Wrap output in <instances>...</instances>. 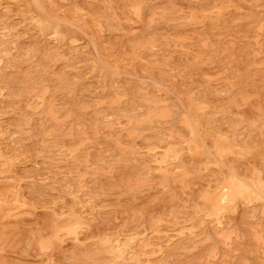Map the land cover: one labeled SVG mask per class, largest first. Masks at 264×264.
Masks as SVG:
<instances>
[{"label": "rangeland", "instance_id": "374dc122", "mask_svg": "<svg viewBox=\"0 0 264 264\" xmlns=\"http://www.w3.org/2000/svg\"><path fill=\"white\" fill-rule=\"evenodd\" d=\"M0 33V264H264V0H0Z\"/></svg>", "mask_w": 264, "mask_h": 264}, {"label": "bare ground", "instance_id": "6f19581e", "mask_svg": "<svg viewBox=\"0 0 264 264\" xmlns=\"http://www.w3.org/2000/svg\"><path fill=\"white\" fill-rule=\"evenodd\" d=\"M53 26V25H52ZM39 27H41V24H40V26ZM49 27V26H48ZM55 27V26H54ZM54 27L52 28V29H54ZM6 28H8V27H6ZM46 30H47V27H46ZM0 34H2V33H0ZM63 34V33H62ZM5 37V36H4ZM4 39V38H3ZM16 42V41H15ZM13 43V42H12ZM0 46H2V44L0 45ZM38 52V51H37ZM23 55V54H22ZM22 60V59H21ZM21 60H18V62L19 61H21ZM17 62V61H16ZM31 65V64H30ZM1 70V69H0ZM32 71H34V70H32ZM21 72V71H20ZM16 73H17V71H16ZM14 74V73H13ZM20 74V73H19ZM10 75V74H9ZM9 75H8V77H9ZM12 75V74H11ZM21 75H22V73H21ZM12 76H14V75H12ZM16 76H18V73H17V75ZM16 76H14V77H16ZM22 77V76H21ZM13 78V77H12ZM20 79V78H19ZM35 79V78H34ZM21 80V79H20ZM37 80V79H36ZM38 80H39V78H38ZM41 80V79H40ZM2 81V80H1ZM14 81V80H13ZM22 81V80H21ZM17 82V81H16ZM32 82H34V81H32ZM27 84H29V83H27ZM33 84V83H32ZM13 87V86H12ZM11 87V88H12ZM30 87H31V85H30ZM9 88V87H8ZM15 88V87H14ZM13 88V89H14ZM22 88H25V87H22ZM5 89V88H4ZM9 90V89H8ZM16 90V89H15ZM19 90V89H18ZM10 91V90H9ZM14 91V90H13ZM24 91V90H23ZM29 91V90H28ZM15 92V91H14ZM27 92V91H26ZM17 93V92H16ZM148 93V92H147ZM10 94V93H9ZM9 94H7L8 96H9ZM12 94V93H11ZM19 94V93H18ZM25 94V93H24ZM144 94V93H143ZM142 94V95H143ZM21 95V94H20ZM147 95V94H146ZM145 95V96H146ZM153 95V94H152ZM12 96H14V94L12 95ZM15 96H17V95H15ZM154 96V95H153ZM155 97V96H154ZM132 110V109H131ZM134 111V110H133ZM193 127V126H192ZM225 180H226V178H225ZM219 182H222V180L221 181H219ZM223 183V182H222ZM260 183H261V181H260ZM214 187V186H213ZM218 187H219V185H218ZM225 187V186H224ZM220 188V187H219ZM259 188V187H258ZM215 189V188H214ZM221 189H223V188H221ZM216 191V190H215ZM243 191H245L244 189H242V187H238V188H235V187H231L230 188V192L227 194V192L225 193V192H223V191H221V192H223V193H218V194H215L213 197H212V199H210V204H207V205H210L211 207H212V209L213 210H215V211H217V212H220V211H222V210H224L226 207H229V206H227L230 202H234V199H235V197L237 196V194H241V193H243ZM252 191H254L255 193H257V194H260L259 192H257L255 189L254 190H252ZM214 194V193H213ZM252 194V193H251ZM253 196V195H252ZM238 197V196H237ZM240 197V196H239ZM245 197V196H244ZM251 197V196H250ZM238 200V199H237ZM244 200V199H243ZM232 202V203H233ZM236 204V203H235ZM233 207H234V205H233ZM226 210H224V212H225ZM216 213V212H215ZM220 214V213H219ZM216 215H218V214H216ZM223 215H221V217H222ZM218 219V218H217ZM220 220V219H219ZM220 224V223H219ZM115 246V245H114ZM109 247V246H108ZM109 249V248H108ZM110 250V249H109ZM108 250V251H109ZM117 251V250H116ZM121 252V251H120ZM110 254H111V252H110ZM114 254V253H113ZM119 254V253H118ZM124 254V253H123ZM112 255V254H111ZM119 256H120V254H119ZM123 256V255H122ZM114 257V256H113ZM115 258H116V256H115Z\"/></svg>", "mask_w": 264, "mask_h": 264}]
</instances>
